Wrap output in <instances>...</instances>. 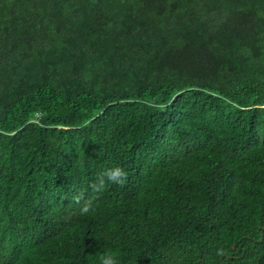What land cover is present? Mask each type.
I'll list each match as a JSON object with an SVG mask.
<instances>
[{"label":"trees","instance_id":"16d2710c","mask_svg":"<svg viewBox=\"0 0 264 264\" xmlns=\"http://www.w3.org/2000/svg\"><path fill=\"white\" fill-rule=\"evenodd\" d=\"M108 252L264 264V0H0V264Z\"/></svg>","mask_w":264,"mask_h":264},{"label":"clouds","instance_id":"9594fccd","mask_svg":"<svg viewBox=\"0 0 264 264\" xmlns=\"http://www.w3.org/2000/svg\"><path fill=\"white\" fill-rule=\"evenodd\" d=\"M105 178L108 182L123 185L126 182L127 175L120 167L105 170L98 178V183L91 185L94 192L103 191L105 187ZM75 199L78 204H81V214H87L93 210L94 197L83 199L81 196H77L75 197ZM81 200H83L82 203ZM101 264H117L114 254H112L111 252L105 253V255L101 257Z\"/></svg>","mask_w":264,"mask_h":264}]
</instances>
